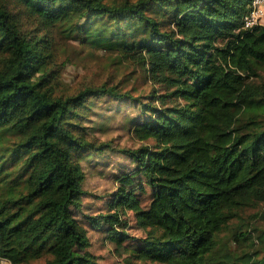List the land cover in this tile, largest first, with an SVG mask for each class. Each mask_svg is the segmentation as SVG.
<instances>
[{
	"label": "trees",
	"instance_id": "obj_1",
	"mask_svg": "<svg viewBox=\"0 0 264 264\" xmlns=\"http://www.w3.org/2000/svg\"><path fill=\"white\" fill-rule=\"evenodd\" d=\"M249 2L0 0V259L97 264L88 229L122 236L121 211L132 209L147 229L139 258L264 264V230L242 214L264 203V24L242 28ZM62 40L142 62L149 88L121 76L59 90ZM104 97L135 109L140 144L90 136ZM106 151L133 163L150 188L144 206L128 188L134 175L118 171L109 210H81L83 163Z\"/></svg>",
	"mask_w": 264,
	"mask_h": 264
},
{
	"label": "rangeland",
	"instance_id": "obj_2",
	"mask_svg": "<svg viewBox=\"0 0 264 264\" xmlns=\"http://www.w3.org/2000/svg\"><path fill=\"white\" fill-rule=\"evenodd\" d=\"M24 19L23 16L20 18ZM57 50L56 64L59 72V90L73 91L82 84L101 83L102 81L116 82L123 76L121 86L135 88L137 91L149 88L144 81V66L142 62L133 60L117 61L115 53L103 52L97 48L83 47L77 41H60ZM115 62V63H113ZM259 74L264 75V69ZM110 97L94 100L91 120L86 121L90 136L100 140H112L118 146H137L140 144L132 135L129 124L131 117L137 115L130 103H118ZM122 104V105H121ZM121 106V107H120ZM132 120H134L132 118ZM129 128V129H128ZM90 161L83 163L86 172L83 181L84 195L81 197V210L91 214L109 210L108 203L114 191L117 190L118 181L114 174L118 171H129L134 175L135 182L128 188L138 196L144 206L150 197V188L142 182V177L133 170V163L125 154L119 151H106L97 153ZM76 210L79 218H84ZM125 220L122 229L126 234L115 236L105 228L88 229L90 238L89 252L97 264H160L149 259L139 258L134 245L146 235V228L138 223L132 209L121 211ZM243 217L248 222V228L254 233L264 230V203L252 208H246ZM88 226V223H86ZM89 227V226H88ZM252 236H255L252 233ZM258 244V243H255ZM258 246L253 247L255 250ZM240 248L251 251L252 246L242 243ZM258 251L263 254L264 250ZM0 264H10L7 259H0Z\"/></svg>",
	"mask_w": 264,
	"mask_h": 264
},
{
	"label": "built area",
	"instance_id": "obj_3",
	"mask_svg": "<svg viewBox=\"0 0 264 264\" xmlns=\"http://www.w3.org/2000/svg\"><path fill=\"white\" fill-rule=\"evenodd\" d=\"M264 24V0H250L248 10L241 18V26L245 29Z\"/></svg>",
	"mask_w": 264,
	"mask_h": 264
}]
</instances>
